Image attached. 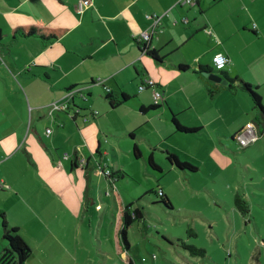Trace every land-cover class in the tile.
Returning <instances> with one entry per match:
<instances>
[{"label":"crops","instance_id":"0c3cea01","mask_svg":"<svg viewBox=\"0 0 264 264\" xmlns=\"http://www.w3.org/2000/svg\"><path fill=\"white\" fill-rule=\"evenodd\" d=\"M77 4L78 0H0V17L4 19L0 21V183L4 182V188L0 186V210L5 211L9 228L18 229L33 250L26 264H94L86 255L91 247L87 232L89 227L94 233L92 225L97 218L99 253L107 260L109 237L113 232L112 240L116 239L117 225L109 232L103 228L108 216L100 213L97 202L103 199L102 191L113 187L101 171L123 172L122 160L129 162L128 156L134 157L135 146L144 158L138 138L148 142L149 149L170 151L199 167L202 159L212 157V152L202 156L199 150L208 132L217 136L209 135L217 154L221 153L218 140L238 136L248 125L254 124L258 135L264 137V128L256 122L257 112L248 108L247 95L237 86L226 88L227 79L215 73L213 65L215 55L223 53L230 59L224 70L227 77L247 82L238 70L243 69L246 76L249 66L255 74L252 85L261 89L263 57L247 61L243 50L227 44L234 36L220 31L222 22L201 17L217 5L212 0H192V5L184 4V0H94V6L83 15L77 13ZM154 15L161 18L160 29L144 43L141 36L153 24L149 18ZM33 26L65 30L67 34L53 44L36 38H11L15 29ZM260 28L264 29L257 20L252 30L259 32ZM144 46L156 51L162 61L151 58ZM185 48L194 56L188 61L189 71L181 72V65H174L171 55ZM208 72L222 77L223 82L210 80L205 75ZM146 80H153L162 95L164 105L160 101L158 109L150 110L155 106L153 89L140 91ZM72 88L83 90L74 103L86 111L77 112L72 107L70 112L51 114L47 106L65 100ZM108 92H112L115 104L123 100V95L129 100L109 110L101 103ZM142 108L149 111L142 112ZM114 113L122 122L116 128L118 132L112 130L115 123L110 116ZM169 113L172 118L185 115V122L179 123L199 131L191 135L171 131ZM144 127L148 135H136ZM157 131L161 133L159 139ZM106 134L124 135L134 141L130 150L125 147L121 155L115 152L114 163L108 159ZM172 134L202 136L189 141L201 146L196 149L200 155L197 160H187L177 151L178 147L186 148L179 138L176 144H168L175 150L155 148ZM155 140L162 141L156 145ZM151 156L163 171L157 156ZM79 157L87 160L85 168H78ZM71 225L76 233L63 238L65 228ZM4 249L2 241L0 254ZM129 255L136 262L132 252ZM127 256L120 255L125 264Z\"/></svg>","mask_w":264,"mask_h":264},{"label":"rangeland","instance_id":"374dc122","mask_svg":"<svg viewBox=\"0 0 264 264\" xmlns=\"http://www.w3.org/2000/svg\"><path fill=\"white\" fill-rule=\"evenodd\" d=\"M214 3L217 5L201 17H208L212 21L222 22L220 31L234 36L227 44L230 43L236 50H243L242 56L247 61L258 55H261L263 58L260 60L264 61V29L261 30L260 28L258 32L259 40L254 38L252 34V27L257 20L264 28V0H219ZM3 20L0 17V21ZM210 30L214 33L213 28L210 27ZM208 34H211V32ZM210 42L211 39L208 40V44ZM209 48L210 45L206 50ZM171 56L176 61L174 65L188 66L190 65L188 61L194 56V53L191 49L185 48ZM181 61H185L186 64H177ZM241 61L245 64L242 59ZM169 66L173 67V65ZM245 69L247 70L246 76H244L243 69L238 70V73L246 77L247 82L252 85L255 77L254 72H252L254 69L249 66ZM31 70L32 68L28 71ZM28 71L26 73H29ZM216 73L220 74V72ZM180 80L182 81L184 78ZM256 87L254 86L255 89ZM171 91L175 93L174 89ZM258 92L263 98L264 86ZM246 99L248 100V108L254 111L253 103L249 97H246ZM101 101L107 109H112L103 97H101ZM161 102L164 105V102ZM53 103L47 106L48 110ZM103 115L104 113H102ZM111 115L110 118L115 123L112 124V130L118 132L116 128L120 127L122 122L115 113ZM169 116L171 131H176L170 113ZM184 116H178L179 122L180 120L185 122ZM140 117L144 118L145 116L141 115ZM188 123L190 124L189 121ZM185 128L193 129L190 127ZM44 132H46V129ZM156 133V139H159L161 133L158 131ZM48 134H52V132ZM210 134L211 132H208V135H204L205 143L201 145L202 148L199 150L202 156H205L206 151L212 152V157L201 158L199 171L196 173H183L173 168L167 160L166 152L170 151H164V153L160 148L158 150L149 149L148 142L143 143L142 139L138 138L137 141L142 145L145 154L144 158L130 157L129 155V162L122 160L124 179L117 182L115 188H108L109 192L108 190L107 192L106 190L105 192L102 191L103 199L99 198L97 203L102 208L100 213L108 216L103 227L108 232L117 225L119 215L116 201L118 198L134 207H138V204L141 205L147 222V230H145L142 222L135 223L129 230L132 255L137 264H264V137L259 136L256 142L245 148L239 143L238 136H236V140H233L232 137L223 138L221 142L219 140L217 142L221 152L217 154L213 151V145L209 138ZM136 135L146 137L148 135L147 128L137 130ZM211 135L217 138L215 134L212 133ZM106 136L105 141L108 143L106 146L110 154L108 159L112 160L113 163L116 162L115 152L121 155L122 151H125V147L130 150L131 145L134 143L124 135L106 134ZM201 137L200 135L185 137L172 134L169 140L155 148L162 147L165 149L164 147H170L168 144H176V138H179L180 141L186 144V148L182 150L178 147L177 151L187 160L190 157L197 160L200 155L198 154L199 150L196 151V149L201 146L193 143L189 144V141ZM155 141L156 145H159L162 140ZM143 145L145 146L143 147ZM170 148L175 150V148ZM152 154L156 155L158 161L162 163L164 167L162 174L157 175L148 165L147 160ZM85 166H79L78 168H85ZM95 170L98 171V168L96 167ZM159 186L168 194L174 210L160 204L161 200L156 195ZM237 192L250 206V215L247 217H244L234 205ZM96 206H93V210ZM99 215L98 213L97 216L100 218ZM1 219L0 216V244L3 241V221ZM63 221H60V223L63 224ZM67 221L65 220V222ZM98 221L97 218V221H94L92 225L94 233L88 227L87 233L89 234L91 247L87 248L88 253L86 255L92 257L94 264H125L119 255L116 239L112 240V238H115L113 232L109 237L110 256L106 257L107 260H105V256L99 253ZM191 230H193L192 233L189 232ZM76 231L72 225L66 227L63 238H67L68 234L73 236ZM91 234H94L93 238H91ZM193 234L196 237L192 236ZM100 240L104 241L103 239ZM181 241L206 250L207 257H193L190 252L181 246ZM104 248L109 251V246L106 243H104Z\"/></svg>","mask_w":264,"mask_h":264},{"label":"trees","instance_id":"16d2710c","mask_svg":"<svg viewBox=\"0 0 264 264\" xmlns=\"http://www.w3.org/2000/svg\"><path fill=\"white\" fill-rule=\"evenodd\" d=\"M213 2H218L219 0H212ZM255 36H257L258 32L253 31L252 32ZM67 34V31L65 30H54V29H47V28H40L37 26L33 27H24V28H17L11 33L12 39H29V38H36L39 39L47 44H53L55 42L60 41L65 35ZM3 39V37L0 35V41ZM145 50H147V46H144ZM147 54L153 58L155 61L160 63L162 59L159 57L158 53L156 51H149L147 50ZM210 69V68H208ZM178 70L181 72H187L189 71V67L187 66H179ZM215 73L218 71H214ZM221 76H225V79H227L226 88H233L237 86L240 88L246 95L249 97L251 102L254 105V110L258 114V126L264 127V103L263 98L261 94L258 92L259 88H254L253 85L250 83H247L243 81L240 78H229L228 73L221 71ZM221 86V84H219ZM223 87V86H222ZM224 88V87H223ZM77 88H72L69 90V92L76 91ZM79 95V94H77ZM76 95V96H77ZM75 96V97H76ZM74 97V99H75ZM74 99L70 102L69 110L64 112H70V109L73 107L74 109L78 110L79 112L81 109L77 107L74 103ZM104 99L108 101L111 108L116 109V107L120 106L121 104L127 102L129 100V97L126 95H123V100L119 103L113 102V94L112 92H108L104 94ZM158 106H153L150 108V110L158 109ZM86 111V110H81ZM142 112L149 111L146 108L141 109ZM97 113V114H96ZM94 117L98 115V112H93ZM86 120V119H85ZM172 123L176 129V131L180 134L187 135V134H195L199 130L198 129H188L185 128L183 125L179 123L176 116H173ZM264 135V130H263ZM260 136V135H259ZM236 136L233 137V140H236ZM244 148V147H243ZM167 154V160L169 164L178 169L179 171L183 173H196L199 171V168L188 163L182 161L175 153L172 152H166ZM134 156L136 158H141L140 152L135 146L134 148ZM148 165L153 169V171L156 172V174H162V169L157 165V163L154 161L153 157L148 158ZM124 173L117 171L116 173L112 172L111 177H106L108 180H110L111 186L115 188L116 183L119 181H122L124 179ZM162 178V177H161ZM160 178V179H161ZM159 179V180H160ZM159 191L156 193V195L160 198V204L165 206L166 208L170 210H174V206L169 198V196L165 193V190L159 186ZM117 210H118V223H117V232H116V244L117 249L120 253V255L128 254L127 256V262L128 264H136L130 257V253L132 252L131 243L129 240V230L135 223H143L145 230H147V222L145 220L144 212L141 209V205L138 204V207H134L131 204L125 203L123 199L118 198L117 199ZM234 205L236 209L244 216L247 217L250 215V206L247 203V201L240 195L236 194ZM0 216L2 223V229H3V242L5 244L4 251L0 254V264H26L29 258L31 257L33 250L32 248L27 244V242L20 236L19 230L16 228H9L7 218L5 211L0 210ZM190 233L193 232V230L189 231ZM192 236H195L193 234ZM181 246L190 252V254L193 257H200V258H206L207 257V251L204 249H199L198 247L194 245H189L185 241H181Z\"/></svg>","mask_w":264,"mask_h":264},{"label":"built area","instance_id":"2783aa9c","mask_svg":"<svg viewBox=\"0 0 264 264\" xmlns=\"http://www.w3.org/2000/svg\"><path fill=\"white\" fill-rule=\"evenodd\" d=\"M184 4L192 5V0H184ZM94 6V0H78L77 4V13L79 15L85 14L86 11L91 9ZM149 19L153 20V24L147 30L143 35L141 36V40L144 43H148L151 41V38L154 33H156L160 29L161 25V18L159 16L154 15L153 17H150ZM230 64V59L223 53H218L213 58V65L214 70L221 72L226 70L228 65ZM151 88L153 89V96L155 100V105L158 106L162 95L156 90V83L153 80H146L145 85L140 87V91H145L146 89ZM81 89H77L76 91L69 92L67 98L63 101L55 102L53 103L49 110L50 113H56V112H64L69 110L70 102L74 99V97L77 94H82ZM51 133V131H49ZM259 138V135L257 133V129L254 124L248 125L242 133L238 135V141L241 144L242 147H248L254 142H256ZM66 158L69 157V154L65 155ZM87 164V160L83 157L78 158V165L81 167H84ZM102 170V169H101ZM101 174L105 177H111L112 171L110 169L108 170H102ZM0 186L4 188V182L0 183ZM98 209L100 210L101 207L99 206Z\"/></svg>","mask_w":264,"mask_h":264},{"label":"water","instance_id":"95a60500","mask_svg":"<svg viewBox=\"0 0 264 264\" xmlns=\"http://www.w3.org/2000/svg\"><path fill=\"white\" fill-rule=\"evenodd\" d=\"M205 75L212 81L214 82H218V83H222L223 82V78L216 75V74H210L209 72L208 73H205Z\"/></svg>","mask_w":264,"mask_h":264}]
</instances>
